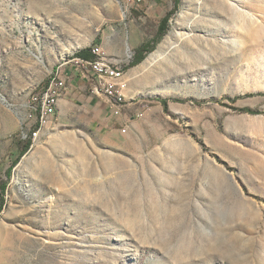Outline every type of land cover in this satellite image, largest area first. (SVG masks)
Returning a JSON list of instances; mask_svg holds the SVG:
<instances>
[{"label":"rangeland","instance_id":"1","mask_svg":"<svg viewBox=\"0 0 264 264\" xmlns=\"http://www.w3.org/2000/svg\"><path fill=\"white\" fill-rule=\"evenodd\" d=\"M95 45L123 103L72 59ZM0 202V264H264V0H0Z\"/></svg>","mask_w":264,"mask_h":264},{"label":"built area","instance_id":"2","mask_svg":"<svg viewBox=\"0 0 264 264\" xmlns=\"http://www.w3.org/2000/svg\"><path fill=\"white\" fill-rule=\"evenodd\" d=\"M74 60L78 62L84 71H88L89 75L95 78L96 83L91 89L92 92H102L109 100H111L113 105L124 102L125 96L123 95V92L127 89V86H122L121 84L119 87H110L109 84L99 81V75L92 74V67H100L101 70H108L110 72L119 68V66L107 59L101 46L95 45L91 47L89 58H76ZM57 82H60L61 84L63 81L58 80ZM51 100H55L53 83L48 88L46 87L42 92L32 97V102H35L36 113L38 116V129L32 133V140L38 137L40 129L48 123V120L51 117L49 113V103ZM113 113L119 115L118 112Z\"/></svg>","mask_w":264,"mask_h":264},{"label":"trees","instance_id":"3","mask_svg":"<svg viewBox=\"0 0 264 264\" xmlns=\"http://www.w3.org/2000/svg\"><path fill=\"white\" fill-rule=\"evenodd\" d=\"M178 2H179V0H174V10H177ZM170 15H171V12L166 14L165 16H163L161 18L160 23L157 27V34H156L155 38L151 42H146V43L140 45L134 51L132 61L128 65L129 68L139 65L141 62L144 61V59L146 58V56L148 54H150L151 52H153L155 50V47L157 46V44L160 42V40L162 39V37L166 34V32L168 30V21H169ZM90 50H91V48L82 49V50L76 52L72 56V59L73 58L74 59H76V58H83V59L89 58L90 57ZM40 88H41V86L36 90L35 93H38ZM164 103L165 102H163V104ZM241 111L246 112V113H250V114L253 113V111L250 109H242ZM30 146H31V139H27L25 141L21 140L19 142V148L20 149H19V155H18L19 158L17 159V162L29 150ZM2 191H3V189H2ZM1 206H2V202H0V210H1Z\"/></svg>","mask_w":264,"mask_h":264},{"label":"bare ground","instance_id":"4","mask_svg":"<svg viewBox=\"0 0 264 264\" xmlns=\"http://www.w3.org/2000/svg\"><path fill=\"white\" fill-rule=\"evenodd\" d=\"M171 41L172 39L170 37H166V39L164 40V44H170L172 43ZM162 55L163 52L161 51L160 48H158L153 54H151L148 57L147 61L154 62L160 59ZM92 73H94L95 75H99V81L109 84L110 87H117V85L119 84L112 81H118L123 78V71L120 70L119 68L112 70L110 72L108 70H101L100 67H92ZM63 89H64V82H62L61 84L60 82L53 83V91H55V100H51L49 103L50 116H53L56 112L60 97L59 90H63Z\"/></svg>","mask_w":264,"mask_h":264},{"label":"crops","instance_id":"5","mask_svg":"<svg viewBox=\"0 0 264 264\" xmlns=\"http://www.w3.org/2000/svg\"><path fill=\"white\" fill-rule=\"evenodd\" d=\"M76 71H77L76 76L71 80L74 88H70L69 92L67 91V94L68 93H73L74 95L79 94L80 90L82 91L83 89H85L87 85L86 79L87 77H89V75L84 74L82 70H76Z\"/></svg>","mask_w":264,"mask_h":264}]
</instances>
